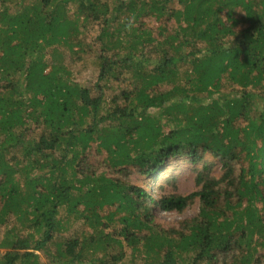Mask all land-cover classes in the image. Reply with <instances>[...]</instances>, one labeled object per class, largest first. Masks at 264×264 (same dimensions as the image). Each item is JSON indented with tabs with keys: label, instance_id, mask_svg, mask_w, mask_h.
<instances>
[{
	"label": "trees",
	"instance_id": "trees-1",
	"mask_svg": "<svg viewBox=\"0 0 264 264\" xmlns=\"http://www.w3.org/2000/svg\"><path fill=\"white\" fill-rule=\"evenodd\" d=\"M1 232L0 264H264V0H0Z\"/></svg>",
	"mask_w": 264,
	"mask_h": 264
},
{
	"label": "rangeland",
	"instance_id": "rangeland-1",
	"mask_svg": "<svg viewBox=\"0 0 264 264\" xmlns=\"http://www.w3.org/2000/svg\"><path fill=\"white\" fill-rule=\"evenodd\" d=\"M162 21V20H161ZM147 25L151 27H155L156 25L160 24V22L154 17H148L147 18ZM97 26L91 25V27L86 32V40L89 42L92 40L96 34ZM85 50L88 51V53L84 56V58L72 65L71 68H73L74 71V77L75 80L79 81L80 84H85L88 82V80H95V77H93L94 72L96 71L95 63L93 62L92 54L90 50V47H85ZM98 52V49H97ZM68 61V60H67ZM227 90L232 92L233 94L237 93L238 87L236 85H227ZM163 122V121H161ZM205 160H212L215 163L213 173L218 172L219 165L217 164L215 159L209 158L206 156V159H203L197 164H192L187 158L185 157H177L170 159L166 162L165 168L160 169L155 173H152L150 176H148L146 179L140 176H134L135 181L137 184L142 185L148 192L151 193H160L162 190L169 192V191H175L176 193H188L193 189V183L191 181V178H193V171L192 169H199L202 163ZM167 176L169 178V181H173V183L165 184L163 178ZM176 180L170 177H175ZM164 185V188L160 189L158 186ZM157 195V194H156ZM198 212V201H195L192 205L188 206L186 209H184L182 212H164L159 210L158 208H154L152 210V213L155 216V221L161 223L162 225H175L179 220L184 218L193 217ZM77 224L73 226V228H76ZM69 232V231H68ZM3 236V233H0ZM65 237V234L62 233L58 235L56 238L59 239ZM56 239V240H57ZM55 241V240H54ZM0 251L4 253L5 248H0ZM41 262H45L46 257L42 253H38ZM129 264L131 262L127 261ZM43 264V263H40Z\"/></svg>",
	"mask_w": 264,
	"mask_h": 264
}]
</instances>
